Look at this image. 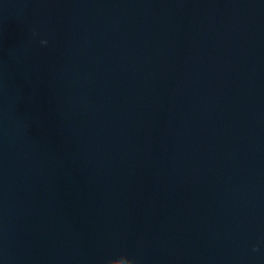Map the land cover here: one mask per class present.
Listing matches in <instances>:
<instances>
[{
	"label": "water",
	"instance_id": "95a60500",
	"mask_svg": "<svg viewBox=\"0 0 264 264\" xmlns=\"http://www.w3.org/2000/svg\"><path fill=\"white\" fill-rule=\"evenodd\" d=\"M0 264H264V0H0Z\"/></svg>",
	"mask_w": 264,
	"mask_h": 264
},
{
	"label": "clouds",
	"instance_id": "9594fccd",
	"mask_svg": "<svg viewBox=\"0 0 264 264\" xmlns=\"http://www.w3.org/2000/svg\"><path fill=\"white\" fill-rule=\"evenodd\" d=\"M46 43H47V41H44V40L41 41V44H46Z\"/></svg>",
	"mask_w": 264,
	"mask_h": 264
}]
</instances>
